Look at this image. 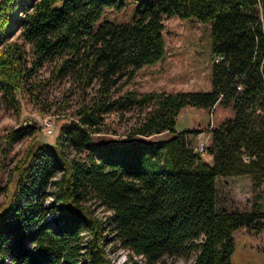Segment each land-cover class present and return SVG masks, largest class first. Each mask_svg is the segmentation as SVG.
<instances>
[{
    "label": "trees",
    "instance_id": "obj_1",
    "mask_svg": "<svg viewBox=\"0 0 264 264\" xmlns=\"http://www.w3.org/2000/svg\"><path fill=\"white\" fill-rule=\"evenodd\" d=\"M56 1L0 0L2 101L19 114L17 92L39 91L48 60L56 76L70 73L83 87L97 81L98 91L60 126L54 144L38 139L34 124L2 135L8 145L31 140L8 167L14 187L0 211V264H114L107 232L147 264L164 255L231 264L234 230L264 226L258 206L218 207L216 184L217 176L248 175L264 194V0H142L123 23L99 22L122 0ZM172 15L210 23V88L121 92L165 55L163 19ZM16 30L20 40L11 39ZM216 103L234 113L209 128L208 162L187 136L198 130H177L176 121L186 105ZM133 108L145 110L129 135L167 136L93 143L104 113ZM98 206L109 214H97Z\"/></svg>",
    "mask_w": 264,
    "mask_h": 264
},
{
    "label": "rangeland",
    "instance_id": "obj_2",
    "mask_svg": "<svg viewBox=\"0 0 264 264\" xmlns=\"http://www.w3.org/2000/svg\"><path fill=\"white\" fill-rule=\"evenodd\" d=\"M124 5L119 8H105L99 22L110 20L115 23L129 22L133 19L135 10L142 0H122ZM150 1V0H148ZM62 0L55 2L61 5ZM98 22V23H99ZM163 37L166 52L162 59L143 65L136 75L120 91L133 90L141 93L154 90H199L210 88V40L209 22H200L192 17L180 18L177 15L164 17ZM19 30L14 31L11 39L20 40ZM53 61H46L39 68V91H18L20 112L16 114L7 107L0 96V159L6 165L0 168V211L7 207L8 194L13 190V183L6 181L8 167L13 160L18 159L24 148L31 140L25 136L14 141L11 145L2 140V135L10 128L25 123L35 125V135L43 142L54 144L60 126L71 118L76 117V109L89 101L98 91L97 81L83 87L81 81L73 79L70 73L56 76L53 73ZM37 78V79H38ZM143 110H111L103 114L101 129L92 132L95 144H108L133 138L142 141H152L166 137V132L143 136L129 135L132 126L143 115ZM234 111L231 106L216 103L211 109L186 105L180 109L176 121L178 129H196L188 133V139L193 146L207 145L210 140L209 128L218 125L223 119L231 117ZM50 116L52 132L46 133L40 125L41 117ZM69 155L74 153L68 148ZM204 150L202 156H207ZM208 157V156H207ZM233 178L224 180L217 176V204L227 209L250 210L258 206L264 211V194L253 190L248 175H231ZM227 176V177H231ZM9 183V184H8ZM96 213L104 217L109 214L103 206L96 208ZM107 247L114 264H147L144 257L123 247L112 232L106 233ZM234 249L230 256L231 264H264V226L260 230L239 227L233 232ZM194 256L164 255L156 264H191Z\"/></svg>",
    "mask_w": 264,
    "mask_h": 264
},
{
    "label": "built area",
    "instance_id": "obj_3",
    "mask_svg": "<svg viewBox=\"0 0 264 264\" xmlns=\"http://www.w3.org/2000/svg\"><path fill=\"white\" fill-rule=\"evenodd\" d=\"M223 57H224L223 55H218L214 58V60L219 61ZM237 87L239 88L240 86H237ZM40 125H41V128L43 129V131H45L46 133L52 132V120H51L50 116H48V115L42 116L41 120H40ZM205 146L206 145H204V144L194 145L193 149L202 154L203 151L205 150Z\"/></svg>",
    "mask_w": 264,
    "mask_h": 264
},
{
    "label": "crops",
    "instance_id": "obj_4",
    "mask_svg": "<svg viewBox=\"0 0 264 264\" xmlns=\"http://www.w3.org/2000/svg\"><path fill=\"white\" fill-rule=\"evenodd\" d=\"M219 124V123H218ZM177 130H180V129H178V128H176ZM208 155V157L206 156L205 157V160L206 161H208V162H211V159H212V156L209 154V153H207ZM236 176H239V175H235L234 177H236ZM228 178H233V176H231V177H224V180H227Z\"/></svg>",
    "mask_w": 264,
    "mask_h": 264
}]
</instances>
